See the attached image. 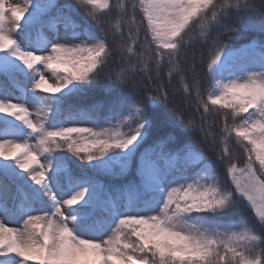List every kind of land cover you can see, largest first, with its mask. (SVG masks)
<instances>
[{
	"label": "snow or ice",
	"instance_id": "snow-or-ice-1",
	"mask_svg": "<svg viewBox=\"0 0 264 264\" xmlns=\"http://www.w3.org/2000/svg\"><path fill=\"white\" fill-rule=\"evenodd\" d=\"M113 8L0 0V264H264V0Z\"/></svg>",
	"mask_w": 264,
	"mask_h": 264
},
{
	"label": "trees",
	"instance_id": "trees-1",
	"mask_svg": "<svg viewBox=\"0 0 264 264\" xmlns=\"http://www.w3.org/2000/svg\"><path fill=\"white\" fill-rule=\"evenodd\" d=\"M125 3H129L130 0H124ZM254 3H257L259 4L260 3V0H253ZM111 3L114 5V8H113V12L107 16H104V17H101V22L104 24V27L108 30V38H109V41L111 42V40L114 38L112 36V31L114 30V27L117 23V20H118V17L116 15V8H115V5H117L119 3V0H111ZM140 18V14L139 12H137V20H139ZM196 32H198V29L196 30ZM193 33H190V35H192ZM141 41L140 43H143V32H141ZM199 45L198 44H194L193 45V48H198ZM193 48H189L187 49V53H191V51L193 50ZM136 50L137 52H139L141 49L139 48V46L136 47ZM185 59H190V55H188L187 57H185ZM115 67H118V65H113V68ZM106 71H108V69H106ZM114 74V72H113ZM161 79L162 81L165 83L168 91H169V95H170V98H171V105H176L178 107H180L181 109L187 107V105L184 103V95L182 92H178L176 95H172V90L175 89V88H178L179 85H178V78L177 77H173L171 82L169 83L168 82V77L167 75L165 74L164 71L161 72ZM132 82H135L137 84L138 87H141V88H153V92L152 94L155 95V85H149L148 82H147V78L144 77V78H141L139 74H137V76L133 77L132 80H130V83ZM190 83V81H189ZM207 85L205 84L204 85V88L206 89ZM42 95H44V93H41ZM189 116H192L195 118V122L197 124L200 123L201 121V117H200V114L199 113H196L194 109H190L188 113H186V118H188ZM209 120L212 119V116H209L208 117ZM231 122V121H229ZM65 126H74V125H71V124H67ZM75 126H83V125H75ZM105 127H108L109 125H104ZM219 124L216 126L217 129L219 128ZM86 127V126H84ZM132 127H135V125H132ZM120 131H127L128 129L127 128H120L118 129ZM189 135H192V136H195L196 134L194 133H189ZM217 136H219V132L217 131ZM218 148L219 147H222V145H218L217 146ZM231 147V150L232 152L236 155L237 157V160H238V163H239V166H242V161L243 159L245 158L243 153H242V150H238V148L236 146H234V141L233 143L230 145ZM208 154L210 157L212 156L211 153H206Z\"/></svg>",
	"mask_w": 264,
	"mask_h": 264
},
{
	"label": "rangeland",
	"instance_id": "rangeland-1",
	"mask_svg": "<svg viewBox=\"0 0 264 264\" xmlns=\"http://www.w3.org/2000/svg\"><path fill=\"white\" fill-rule=\"evenodd\" d=\"M10 2L23 4V0H10ZM40 71L45 73L46 79L49 81V83H54L55 82L53 77H52V75H51V72L48 69H46L43 66H41ZM13 102H18V101L14 100ZM29 110L32 111V112H35L36 111V107L29 105ZM80 125H83V126H86V127H91V125L87 124V123L80 124Z\"/></svg>",
	"mask_w": 264,
	"mask_h": 264
}]
</instances>
